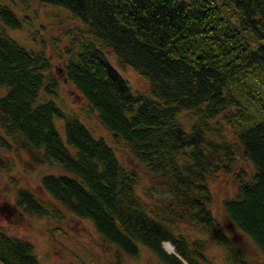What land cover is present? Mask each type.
Listing matches in <instances>:
<instances>
[{"label":"trees","instance_id":"16d2710c","mask_svg":"<svg viewBox=\"0 0 264 264\" xmlns=\"http://www.w3.org/2000/svg\"><path fill=\"white\" fill-rule=\"evenodd\" d=\"M38 1L69 9L79 23L51 52L28 48L6 27L22 28L29 14L0 0V170L10 174L16 208L57 222L66 211L90 220L105 245L117 246L114 264L138 257L139 243L164 264H214L208 240L184 225L209 234L235 263L251 264L211 208L209 180L223 172L238 184L223 203L230 222L264 253V0ZM105 48L150 92L133 90ZM55 58L87 110L142 165L143 195L140 171L59 104ZM22 151L30 169H61L41 176L49 197L11 175ZM0 264L44 263L32 240L0 225Z\"/></svg>","mask_w":264,"mask_h":264},{"label":"rangeland","instance_id":"374dc122","mask_svg":"<svg viewBox=\"0 0 264 264\" xmlns=\"http://www.w3.org/2000/svg\"><path fill=\"white\" fill-rule=\"evenodd\" d=\"M10 1V0H8ZM7 0L6 2L9 3ZM11 7L18 10L21 16L29 14L30 20L24 23L20 29L14 30L6 27L7 31L28 48H40L42 44L48 51H53L54 45L62 46L67 37L64 31L79 22L71 14L72 12L62 6L41 3L38 0H11ZM10 4V3H9ZM106 55L110 62L116 66L122 75L129 81L133 90L150 92L147 81L132 67H122L117 61L116 54L109 48ZM54 68L59 70L61 87L59 91V104L66 109H74L79 112L82 119L93 129L96 135L105 137L115 148L119 158L128 166L137 168L142 177L138 184V192L143 195L144 187L149 178L143 171L142 165L137 163L123 141L116 142L109 131L99 122L96 112L87 110V103L77 93L76 88L64 76L61 69L63 60L55 58ZM186 123L189 122L188 114L182 115ZM61 120V119H60ZM60 120L56 118L60 132L64 136V128L60 126ZM63 121V120H62ZM231 134V132H230ZM27 154L21 152L17 157V163L11 175L18 183L31 188L36 193L49 197L41 185V176L47 172H60L56 165H38L35 169L28 168L24 160ZM247 170L253 167L248 164ZM10 174L0 170V225L10 233L27 237L35 244V253L44 264H114L113 252L117 248L115 244L105 245L101 235L88 219H81L67 212V219L57 222L49 217H39L34 214L22 213L15 206L16 189L10 184ZM213 192L212 211L221 222L225 231L234 237L236 243L244 250L251 264H264V253L255 243L235 227L224 208V200L235 195L238 184L233 174L219 172L209 180ZM183 231L194 236H200L208 240L207 254L214 264H237L231 260L225 248H223L209 234L204 233L195 225H184ZM165 246V244H164ZM166 247V246H165ZM140 254L138 257L124 255L125 264H164L157 254L144 244L139 243ZM167 248V247H166Z\"/></svg>","mask_w":264,"mask_h":264},{"label":"bare ground","instance_id":"6f19581e","mask_svg":"<svg viewBox=\"0 0 264 264\" xmlns=\"http://www.w3.org/2000/svg\"><path fill=\"white\" fill-rule=\"evenodd\" d=\"M165 245H166V247H167L168 250H172L173 249V245L171 243L166 242Z\"/></svg>","mask_w":264,"mask_h":264},{"label":"water","instance_id":"95a60500","mask_svg":"<svg viewBox=\"0 0 264 264\" xmlns=\"http://www.w3.org/2000/svg\"><path fill=\"white\" fill-rule=\"evenodd\" d=\"M168 251H170V252H171V251H174V245H173V249H172V250H168Z\"/></svg>","mask_w":264,"mask_h":264}]
</instances>
